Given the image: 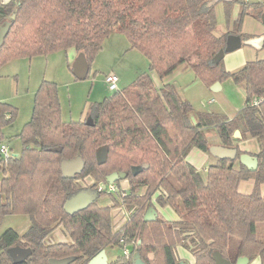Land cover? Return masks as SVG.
<instances>
[{"label":"trees","instance_id":"trees-1","mask_svg":"<svg viewBox=\"0 0 264 264\" xmlns=\"http://www.w3.org/2000/svg\"><path fill=\"white\" fill-rule=\"evenodd\" d=\"M234 1L239 3L235 26L216 34L215 0H0V22H10L0 45V63L70 47L83 52L88 62L104 37L119 31L162 80L156 87L149 71L139 72L90 105L88 124L62 120L56 83L42 79L31 117L16 134L21 149L13 153L8 148L7 156L0 152V223L7 214L22 213L29 219L21 233L11 227L0 233V264H48L50 258L68 256L73 259L67 264H87L101 248L113 245L126 246L128 253L107 264H131L134 252L145 264H177L178 245L192 254L189 264H214V251L231 263L244 255L258 256L264 264V58L247 60L234 70L225 69L222 59L212 61L228 33L246 37L239 32L242 16L261 19L264 4ZM182 64L208 87L232 79L244 90V105L232 117L194 110L166 80ZM253 98L259 102L252 104ZM15 116L16 108L0 101V145L7 139L4 127ZM209 129L222 145L236 147L237 156L216 158L203 174L185 157L192 147L208 152ZM236 129L240 138L233 135ZM247 137L259 145L251 153L258 160L255 169L238 160L244 151L237 141ZM101 145L107 154L98 164L95 151ZM56 146L59 151L49 149ZM76 155L83 160L82 170L63 177L61 160ZM144 163L136 174L130 172L131 165ZM112 171L126 173L127 190L118 186V179L109 205L93 200L65 211V201L83 189L79 177L90 175L91 189L99 197ZM247 179L253 180L251 191H239L238 183ZM123 206L132 210L115 226L111 209ZM149 206L157 214L145 220ZM157 206H169L177 217L163 218ZM58 226L68 241L51 240ZM12 246L29 248L30 254L14 263L8 253Z\"/></svg>","mask_w":264,"mask_h":264},{"label":"rangeland","instance_id":"rangeland-1","mask_svg":"<svg viewBox=\"0 0 264 264\" xmlns=\"http://www.w3.org/2000/svg\"><path fill=\"white\" fill-rule=\"evenodd\" d=\"M215 1V32L216 34H222L235 26L239 13V3L234 0ZM248 2H262L264 4V0H248ZM3 21L5 19L0 23H3ZM239 32L246 37L242 39L240 48L233 51L232 55L237 52V55H246L245 58L248 60L264 58V48H261V42L253 40L254 37L264 32V24L261 19L251 14H244ZM260 40L262 41V37ZM74 53L75 49L70 47L65 50H55L46 55L10 57L0 63V101H6L16 108L14 120L3 129V133L7 137L5 145L11 148V152L15 153L21 149V142L16 134L31 117L34 96L42 79L56 83L62 120H81L84 122H86L87 117L92 121V116L88 113L90 105L96 101H101L113 92L104 81L105 74L109 72L116 73L119 78L118 87L128 84L142 71H149L156 87L162 83V80L158 78L154 71L148 70L147 57L136 48L131 47L122 32L112 31L104 37L100 48L89 59L88 73L83 79L74 77L71 72V64L75 58ZM240 66L241 63L234 69ZM228 79L223 80L227 81ZM167 81L175 85L178 93L191 103L194 110L234 115L244 104L245 94L243 88H239V91L234 87L233 82H229L230 84H227L224 90L212 91L209 89L210 86H206L189 66L182 67L179 65L176 67L167 77ZM212 97L214 101L208 103L207 100ZM235 136L238 135L235 134ZM202 173L204 174V171ZM121 181L123 184L119 183L118 186L123 190H127V180L122 179ZM246 181H240L239 191L248 192ZM77 183L83 189H91L93 178L90 175H85L79 177ZM107 185L108 182L105 183V187ZM262 192L264 193V185H262ZM115 194V192H109L106 189L96 199V202L99 205H109L111 197H114ZM157 209L159 215L165 219L174 217L172 210L167 206H157ZM131 210L132 208L125 206L112 208V223L116 226L118 223L123 222ZM118 215L121 222H115V217ZM28 225L27 215L22 213L7 214L1 220L0 233L8 227L21 233ZM58 238L61 239L60 241L69 240L68 237L66 239ZM58 238H52L51 240L59 241ZM106 251L110 261L122 255L123 247L120 245L107 246Z\"/></svg>","mask_w":264,"mask_h":264},{"label":"water","instance_id":"water-1","mask_svg":"<svg viewBox=\"0 0 264 264\" xmlns=\"http://www.w3.org/2000/svg\"><path fill=\"white\" fill-rule=\"evenodd\" d=\"M261 20L264 23V11L261 14ZM10 26L8 20L0 23V45L5 37V34ZM242 43V40L238 34L228 33L225 37L224 46L219 48L218 51L213 55L212 61H218L222 59L224 53L230 52L238 48ZM88 72V63L83 52H78L72 63V73L78 79H83L86 77ZM219 86L218 81L213 82L210 85L212 90H216ZM86 123H91L90 118L87 117ZM234 135H239V130H234ZM50 150L59 151L60 146L50 147ZM208 151L216 156L217 158H226V159H235L237 156V148L229 147L225 145H209ZM107 154V148L105 145H101L95 151V159L98 164H101L105 161ZM238 160L247 166L249 169H255L258 165L257 157L247 151H244L238 155ZM146 167V164L142 165H131L130 172L136 174L142 168ZM83 168V160L80 155H76L70 159H62L60 162V172L63 177H73L76 173L80 172ZM126 173L124 171H112L106 175V182L114 183L118 179H124ZM104 184L102 183L101 186ZM97 194L94 192H76L72 194L64 203L65 211L71 213L74 212L88 203L93 201ZM156 209L153 206H149L145 213V220H152L156 217ZM8 253L10 254L12 261L14 263L21 262L30 254L29 248H24L20 246H12L8 248ZM214 259V264H245L248 261L247 256L240 255L235 259L234 263H231L228 259L223 257L219 251H214L212 253ZM73 259L72 256L63 257V258H50L48 264H67ZM87 264H107L106 254L104 248H101L95 255H93L88 261ZM131 264H145V262L140 258L138 252H134L132 255ZM177 264H185L181 261H178Z\"/></svg>","mask_w":264,"mask_h":264},{"label":"crops","instance_id":"crops-1","mask_svg":"<svg viewBox=\"0 0 264 264\" xmlns=\"http://www.w3.org/2000/svg\"><path fill=\"white\" fill-rule=\"evenodd\" d=\"M261 22L263 23L262 20H261ZM262 34L257 35L256 37L253 38V40H255V41L257 40V42L258 41L259 42H262L260 40V38L262 37ZM241 45H242V43H241ZM240 46L238 48H240ZM238 48H236V49H238ZM261 48L263 49L262 46H261ZM236 49H234V50H232L230 52L224 53V55L222 57L223 66L227 70L234 69L240 63H241V66H242L248 60V59L245 58L246 55H243V56L242 55H237L238 54L237 52L235 53V55H232L233 54V51H235ZM77 53L78 52L75 50V53H74L75 54V57L77 56ZM250 60H252V59H250ZM233 61H234V63H233ZM180 66L187 67L188 65L187 64H182ZM70 69H71V72H72V64H71V68ZM88 69H89V65H88ZM73 76H74V74H73ZM167 77H166V80H167ZM118 80H119V78H118ZM229 82H233V80L229 78L227 81L226 80L218 81L219 86L216 87L217 88L216 90H212L210 87H209V89H211L212 91H221V90H224L227 87V84L228 85L230 84ZM232 84H234V87H236V89L242 88L240 85H238V84L236 85L234 82ZM176 90H177V88H176ZM239 91H240V89H239ZM244 100H245V96H244ZM212 101H214V98L213 97L212 98H209L207 100L208 103H210ZM199 111H201V110H199ZM225 116L232 117L233 114L232 115H225ZM205 133H206V137H207V140H208L209 145H214V144L215 145H222L221 142H220V138H219V136H218V134L216 133L215 130L209 129ZM235 137L240 138L241 137L240 132H239V135L238 136H235ZM254 140L255 139L254 138H251V137H247L245 139H240V140L237 141L238 148L242 149L243 151H247L249 153H256L258 151V149H259V145H258V142L257 141H254ZM216 158L217 157L214 156V155H212L209 151L208 152H205V151L200 150V149H198L196 147L190 148L189 151L186 154V157H185L186 160H188L190 163H192L196 168H198L201 171H205V169L207 168V166L209 164L213 163L216 160ZM120 183L123 184L122 181H120ZM252 185H253V180L252 179H247L246 186L248 187V192L251 191ZM239 186H240V182L238 183V189H239ZM78 192H83V193H86V192H94V193H96L95 190L88 189V188L81 189ZM97 198H98V196L96 195L93 200L96 201ZM167 207L170 208L169 206H167ZM170 209L172 210V208H170ZM172 213H173V216L174 217L171 218V219H175L177 217V215L174 213L173 210H172ZM119 221L121 222V220H119V215H118L117 217H115V222H119ZM56 237L57 238L58 237H62V238H65V239H66V237H68L67 234L65 233V231L62 229L61 226L56 227L53 230L52 234H51V239L52 238H56ZM60 240L61 239H59V241ZM104 251H105V254H106V259H107V261H109L108 260L109 258H108V255H107L106 248H104ZM175 252H176V255H177L179 261H181V262H183L185 264H189V263H191L193 261L192 254L186 248L178 245L176 247ZM245 264H260L259 257L258 256H255V257H253L251 259L248 258V261Z\"/></svg>","mask_w":264,"mask_h":264},{"label":"built area","instance_id":"built-area-1","mask_svg":"<svg viewBox=\"0 0 264 264\" xmlns=\"http://www.w3.org/2000/svg\"><path fill=\"white\" fill-rule=\"evenodd\" d=\"M104 81L106 82L108 88L110 90H116L118 88V76L116 73L114 72H109L107 74L104 75ZM259 102L258 98H253L251 100L252 104H257ZM8 147L5 144H1L0 145V152L4 155L7 156L8 155ZM117 189V186L114 183H108L107 185V190L108 191H115ZM123 252L125 254L128 253V248L126 246H123Z\"/></svg>","mask_w":264,"mask_h":264}]
</instances>
